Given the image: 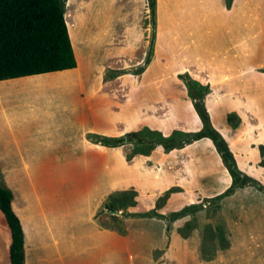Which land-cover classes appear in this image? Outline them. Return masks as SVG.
Instances as JSON below:
<instances>
[{
	"label": "rangeland",
	"instance_id": "1",
	"mask_svg": "<svg viewBox=\"0 0 264 264\" xmlns=\"http://www.w3.org/2000/svg\"><path fill=\"white\" fill-rule=\"evenodd\" d=\"M61 1L75 76L98 87V101L108 100L98 107L96 136L83 132L107 144L109 176L104 160L94 164L84 149L66 150L71 141L63 132L35 133L25 143L50 154L33 157L28 212L41 206L55 214L92 213L110 177L101 212H119L115 227L132 251L125 258L138 261L153 244V259L163 256L177 221L179 245L202 255L203 238L226 239L243 229L239 236L252 241L241 243L264 261V0ZM200 108L218 139L204 132ZM84 133L75 134L76 143ZM65 228L80 237L90 231L81 219ZM179 245L164 264H194L196 254Z\"/></svg>",
	"mask_w": 264,
	"mask_h": 264
},
{
	"label": "crops",
	"instance_id": "2",
	"mask_svg": "<svg viewBox=\"0 0 264 264\" xmlns=\"http://www.w3.org/2000/svg\"><path fill=\"white\" fill-rule=\"evenodd\" d=\"M108 67L107 76L112 71L110 64ZM77 70L79 65L70 70L0 81V184L11 189L14 194L13 207L24 227L25 264H164L167 260L166 252L171 253L173 243L179 245L177 221L173 227L176 235H172L171 229L168 230L170 235L166 236L163 256L158 255L157 260L153 259L155 250H158L156 248L158 244H153L149 248L147 246L144 248L142 259L136 261L131 257L125 258L123 253L129 256L132 251L123 240L120 225L115 227V213L119 212L110 211V217L101 212L112 193L113 182L110 177V180L107 177L109 181H106V185L102 186L101 191L95 196L96 204L92 213L55 214L51 211H42L41 206L36 212H28L29 204L24 191L27 174L33 169V157L50 154L48 149L37 152L25 143L34 139L35 133H45L53 137L51 134L55 131L52 130L63 132L71 141L69 146L64 144L66 150L84 149L86 154L94 155V164L100 159L104 160L105 165L101 166L106 169L105 174L109 176L107 144L89 140L90 136L83 132L88 130V133H94L96 136L99 131L97 127L99 117L103 118L98 107L101 104L107 106L108 100L101 95L102 98L98 101L96 96L98 93L95 95L93 92L98 87L95 84L90 85V88L85 86L83 80L75 76ZM15 93L22 94L26 102L15 100ZM6 95L9 98L7 100ZM94 97L96 98L93 99ZM21 107H26L32 113L20 116L17 111ZM81 133L84 135L78 136L80 140L76 143L75 134ZM103 190H106V198ZM21 201L24 202V209ZM22 210L27 212L24 213L25 216L21 213ZM105 216L109 221L104 224ZM70 219H81L82 224L87 223L90 227L88 234L85 237L74 233L67 234L65 226ZM72 224H75V220ZM243 231L237 229L226 239L203 238L202 255L193 250L192 245L179 246L191 249L192 253L196 254L197 260L191 261L194 264H264L257 256V248L251 250L250 245L241 243L252 241V238L242 239L239 236ZM203 232L204 235H209L210 229ZM220 232L218 230V234ZM250 232L254 235L249 229L247 235ZM173 236L176 238L173 239ZM11 244L12 232L0 209V264H12ZM206 245L207 250L204 251Z\"/></svg>",
	"mask_w": 264,
	"mask_h": 264
},
{
	"label": "trees",
	"instance_id": "3",
	"mask_svg": "<svg viewBox=\"0 0 264 264\" xmlns=\"http://www.w3.org/2000/svg\"><path fill=\"white\" fill-rule=\"evenodd\" d=\"M78 66L61 0H0V81ZM207 122L206 131L218 135ZM114 143V141H113ZM14 194L0 184V209L12 232V264H25V234Z\"/></svg>",
	"mask_w": 264,
	"mask_h": 264
}]
</instances>
